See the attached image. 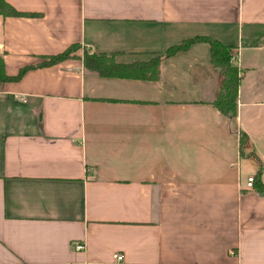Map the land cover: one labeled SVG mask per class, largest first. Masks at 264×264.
I'll list each match as a JSON object with an SVG mask.
<instances>
[{
    "label": "crops",
    "instance_id": "1",
    "mask_svg": "<svg viewBox=\"0 0 264 264\" xmlns=\"http://www.w3.org/2000/svg\"><path fill=\"white\" fill-rule=\"evenodd\" d=\"M7 1L36 13L0 14L7 74L83 52L0 81V264H264V0ZM195 36L237 57V116L214 103L208 42L156 80L83 60L164 57Z\"/></svg>",
    "mask_w": 264,
    "mask_h": 264
},
{
    "label": "trees",
    "instance_id": "2",
    "mask_svg": "<svg viewBox=\"0 0 264 264\" xmlns=\"http://www.w3.org/2000/svg\"><path fill=\"white\" fill-rule=\"evenodd\" d=\"M0 14L3 16L36 15V13H27L17 10L7 0H0ZM198 42L210 43L212 62L216 67L220 68L223 73V83L218 96L214 101L216 107L227 116H237L241 70L232 61L234 55L231 52V47L214 37L195 36L185 39L182 43L169 47L164 57H159L153 62L119 63L116 61L114 54L107 55L106 53H92L89 51L85 52L83 60L87 68L97 71L103 76L156 80L161 76V65L165 57H170L180 51L188 50L191 45ZM79 47L80 46L78 44H75L61 53L45 56L44 60L39 64L25 66L14 76L7 74L4 58L0 55V81L19 80L30 69L54 65L65 59L73 57V51ZM241 141L242 143L244 142L243 137ZM257 189H259V191H263L264 185L262 183H257Z\"/></svg>",
    "mask_w": 264,
    "mask_h": 264
},
{
    "label": "built area",
    "instance_id": "3",
    "mask_svg": "<svg viewBox=\"0 0 264 264\" xmlns=\"http://www.w3.org/2000/svg\"><path fill=\"white\" fill-rule=\"evenodd\" d=\"M233 63L237 62V57L234 55L232 58ZM255 181H256V176L251 175L248 177L247 180V185L246 187L249 189H254L255 188ZM85 248V245L82 243H79L76 245V250H83ZM114 258L116 259L117 262H122L124 261V255L122 254H114Z\"/></svg>",
    "mask_w": 264,
    "mask_h": 264
},
{
    "label": "rangeland",
    "instance_id": "4",
    "mask_svg": "<svg viewBox=\"0 0 264 264\" xmlns=\"http://www.w3.org/2000/svg\"><path fill=\"white\" fill-rule=\"evenodd\" d=\"M81 51L83 52V50L81 49V47H79L78 49H76L75 51H73V55H77L78 53H81ZM85 51V50H84ZM89 50H86L85 52H87ZM90 52V51H89ZM85 54V53H84ZM157 58H159V56H153L151 57L150 59L148 60H143V59H139V60H136L134 62H153L154 60H156ZM133 63V62H132Z\"/></svg>",
    "mask_w": 264,
    "mask_h": 264
}]
</instances>
